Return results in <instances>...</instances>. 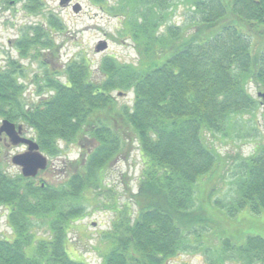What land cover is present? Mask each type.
Here are the masks:
<instances>
[{"label":"trees","instance_id":"trees-1","mask_svg":"<svg viewBox=\"0 0 264 264\" xmlns=\"http://www.w3.org/2000/svg\"><path fill=\"white\" fill-rule=\"evenodd\" d=\"M28 1L29 13L41 11L43 0ZM91 2L123 19L138 63L106 55L96 76L85 60L61 71L42 61L48 72L36 102L24 96L26 65L9 59L0 66V120L24 124L51 157L63 152L61 142L94 144L67 162L69 175L59 182L11 174L0 157V220L7 212L13 232L0 234V264H90L69 255L70 228L87 215L82 200L89 194L92 201L114 198L105 175L136 143L143 167L138 191L127 187L133 201L102 208L115 213L103 232L102 264H174L186 252L206 253L208 264H264L263 236L241 243L222 237L209 215L212 208L229 217L264 213V143L248 156L225 157L211 142L258 135L264 103L250 86L264 91V0H117L109 8V0ZM180 5L190 12L182 25L171 21ZM47 25L31 27L52 49V30L64 24L50 14ZM25 40L15 43L22 57L37 43ZM115 91L133 92L132 106L118 110ZM229 159L234 188L224 199L217 187ZM40 228L47 235L38 237Z\"/></svg>","mask_w":264,"mask_h":264},{"label":"rangeland","instance_id":"rangeland-1","mask_svg":"<svg viewBox=\"0 0 264 264\" xmlns=\"http://www.w3.org/2000/svg\"><path fill=\"white\" fill-rule=\"evenodd\" d=\"M117 0H109L107 8L116 4ZM82 4V11L75 14L72 7H62L60 0H43V7L39 13L31 14L23 5L19 4L20 12L17 14V21H4V32L1 35L3 48L0 49V66H4L9 58L17 56L16 50L13 49L8 40L17 35V31L21 30V38H27V42L36 41L33 47H28L31 50V55L22 63L26 65L25 76L20 78L21 83L24 84L26 90L24 96L29 102H36L40 98L37 96L38 81L44 84L42 79L45 78L48 71L42 61L47 62L48 69L61 71L65 65L71 60L79 61L85 60L91 64V69L94 75L99 76L98 66L101 59L106 55H113L119 61L126 63H138V53L132 39L122 35L124 21L121 17L111 14L108 9L103 11L96 7L91 0H80ZM23 6V7H22ZM13 10V9H12ZM31 15L26 18L24 14ZM54 14L58 20L64 24V30H52V39L55 43L54 48L46 46V38H40L34 31L33 27L42 25L45 29L47 25V16ZM190 19V12L182 5H180L171 21L177 24H183L185 19ZM6 19L5 16L2 18ZM19 34V33H18ZM100 40L108 42L107 50L97 52L96 46ZM5 41V42H4ZM39 57V58H38ZM37 78H35L36 76ZM57 78L65 79L64 75ZM250 92L257 96L255 88L251 85ZM46 93H43V95ZM116 99V107L121 110L124 105L132 106L133 92H128L126 95H120L116 91L113 93ZM47 97V95H46ZM258 97V96H257ZM258 135L256 139L249 138L246 141L240 140H211L214 147L225 155V157H236L238 154L248 156L255 151L258 143H264V104L261 105L258 114ZM92 140L84 141V148L78 144H65L61 142L60 146L63 152L57 157L48 156V168L39 173L37 179L47 182H59L64 177H68L69 171L67 162L76 160L81 151H86L93 146ZM137 143L132 146L129 154L122 153L118 156L109 166L105 175L106 193L112 194L114 198L111 200L108 195H99L96 199L92 195H88L86 199L82 200L87 209L86 216L80 220H76L71 226L69 232V242L67 251L74 259H83L91 264H101L102 255L107 247V243L103 238V232L109 230L112 226V221L115 213L112 210L102 209L105 204L116 202L118 205H123L133 199H129L127 187L130 185L134 193L138 191L139 179L143 167L140 150L137 148ZM127 150V149H126ZM22 146H4L0 143V157L2 158L3 168L11 173L16 174L21 172V168L14 165L11 161L12 157L16 154L24 152ZM229 159L227 164L223 165L220 169V174L224 176V180L219 179L217 187L220 188L218 197H226L230 199L232 188L234 184L232 180L233 168L235 163ZM232 168V170H231ZM230 176V177H229ZM109 189V190H108ZM217 193V192H216ZM94 195V193L92 192ZM136 206L133 205V209ZM209 210V207H208ZM5 212L0 220V234L4 237L12 236V229L7 225ZM210 217L214 220V228L218 235L222 237H229L239 243L243 242L248 235H261L264 237V213L253 214L249 209H245L235 217H229L227 212L223 209L212 208ZM38 237L47 235V231L40 228L37 231ZM205 232V229L202 231ZM207 254L204 252H186L181 254L174 264H208ZM227 264H240L237 261L229 260Z\"/></svg>","mask_w":264,"mask_h":264},{"label":"water","instance_id":"water-1","mask_svg":"<svg viewBox=\"0 0 264 264\" xmlns=\"http://www.w3.org/2000/svg\"><path fill=\"white\" fill-rule=\"evenodd\" d=\"M69 0H62V4L67 3ZM74 12L78 13L81 10L80 4L73 5ZM108 48V42L106 40H101L96 46L97 52L104 51ZM258 96L263 99L264 102V92H259ZM22 126H16L15 123L9 120H4L0 128V133L5 132L10 143L14 146L24 144L28 146V149L23 152L16 154L12 157V162L14 165L21 168V172L26 178H34L42 170H45L48 165V157L41 152L40 146L37 141L25 138L22 134Z\"/></svg>","mask_w":264,"mask_h":264},{"label":"flooded vegetation","instance_id":"flooded-vegetation-1","mask_svg":"<svg viewBox=\"0 0 264 264\" xmlns=\"http://www.w3.org/2000/svg\"><path fill=\"white\" fill-rule=\"evenodd\" d=\"M61 2H62V0H60V5L62 7H72L73 5H75L77 3H80V0H69L67 3H64V4H62ZM28 3H29L28 0H0V49L3 48L4 46H2V45L5 44V43L1 44V42H3L2 38H1L2 37L1 35H3L2 34V31L3 32L5 31L4 30V24L5 23L6 24L9 23V21H12L13 23H14V21H17V18H18L17 14L20 12L18 5L21 4V5L24 6V7L22 6L23 9H26V5ZM3 16L6 17L5 20L2 19ZM24 16L26 18L31 17V15H28L26 13L24 14ZM31 25H33V24H30V26ZM17 32L19 34L17 33L16 36H14L13 38H10L8 40V42H7L8 44H10V46L13 47L14 50H16L17 56L14 57V58L13 57L12 58H9V59L10 60L11 59L12 60H19V61L22 62V60H26L27 57H24V56L22 57L20 55V51L18 50L17 46L15 45V43L17 41H19V39L21 38V36H20L21 35V30H19ZM2 121H3V119L0 120V128L2 126ZM18 126H19V124H17V127ZM22 126H23V128H22V135L24 137H29V135H30L29 134V130L27 129V127L25 125H22ZM9 140H10L9 137L7 136V134L5 132L0 133V143H2L4 146H9L10 145V141ZM22 147L24 148V150L27 149L26 146H22Z\"/></svg>","mask_w":264,"mask_h":264}]
</instances>
